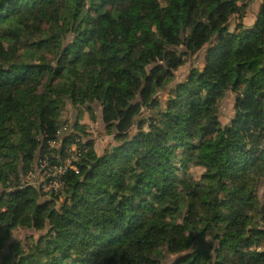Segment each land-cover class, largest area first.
Wrapping results in <instances>:
<instances>
[{"label":"trees","instance_id":"1","mask_svg":"<svg viewBox=\"0 0 264 264\" xmlns=\"http://www.w3.org/2000/svg\"><path fill=\"white\" fill-rule=\"evenodd\" d=\"M240 1L0 0V264H264V0L250 27ZM67 102L98 106L119 144L79 141L77 172L44 193L21 177L73 154ZM17 227L45 233L3 253Z\"/></svg>","mask_w":264,"mask_h":264},{"label":"rangeland","instance_id":"2","mask_svg":"<svg viewBox=\"0 0 264 264\" xmlns=\"http://www.w3.org/2000/svg\"><path fill=\"white\" fill-rule=\"evenodd\" d=\"M240 4L247 5L246 14L243 19V24L246 27H250L256 21V16L259 10V6L261 4V0H241ZM236 19H237L236 16H233L231 18L230 23H229L230 29L234 28L235 23L237 22ZM204 58H205V50H201L195 55L185 57L184 58L185 62L181 66H179L178 69L175 71V78L172 84H175L176 82L184 80L188 76L189 71L193 67L201 68L204 63ZM169 86L166 89L158 91V93L156 94L157 98L160 99V102L162 103V105L164 104L165 100L168 97V91L171 87ZM235 96L236 94L230 91L220 101L219 119L222 125L227 124L234 115ZM154 110L155 109H152V108L144 109L143 114L149 115L153 113ZM92 113L93 114H91L90 111L84 110V109H82V112L79 113L76 109L71 107V105L67 102L65 104L64 109L61 111V116H60V120H61L60 131L62 132L61 136L75 135L76 138L74 137V143L71 144V149H75V150L77 148L76 143H78L79 141L81 144L91 141L93 143L96 153L98 155H101L106 151V149H109L110 147H113L114 145H118L119 142L116 141L113 134L108 133V130L106 129L105 125L101 122L100 108L98 106H93ZM92 115L96 116V118L94 119ZM78 116H80L79 126H81V128L75 129L74 122L76 121V119H78ZM135 131H136V127H133L131 132H135ZM54 143H55L54 147L55 145L56 147H59L60 141H57V142L54 141ZM204 169L205 168L203 166L191 167L189 169V174L194 179H199L201 174L204 172ZM21 179L23 181L31 182L30 184L31 186H36L37 180L34 177V172L31 170L28 171L27 174L22 176ZM0 191H2L1 187H0ZM258 193H259V197L262 199V195L264 194V184H261L259 186ZM47 199L48 198H43L42 200L45 201ZM54 202H55V205L57 206V204L61 203L62 200L58 199V200H55ZM260 225H262L261 222H260ZM44 233H45V230H36L33 228L17 227L11 231L10 239L5 244V247L3 248V253H6L8 251L9 244L14 241L20 242L21 245H24L26 244L28 240H30V238L35 239ZM170 258H173V256H170Z\"/></svg>","mask_w":264,"mask_h":264},{"label":"built area","instance_id":"3","mask_svg":"<svg viewBox=\"0 0 264 264\" xmlns=\"http://www.w3.org/2000/svg\"><path fill=\"white\" fill-rule=\"evenodd\" d=\"M61 135V134H60ZM61 136H59L58 140ZM55 141V142H57ZM50 146L54 147V141L49 142ZM73 154L70 158H66L63 163H61V159H57V155H55L56 159L50 160L49 156H43L37 159L34 169V177L37 180L36 186L40 190L45 193H58L65 186L64 177L68 169H74L77 172L76 167L73 165V161L77 159L79 152L78 149H71ZM24 185H30L31 182L23 181ZM63 196L60 198L62 200Z\"/></svg>","mask_w":264,"mask_h":264}]
</instances>
